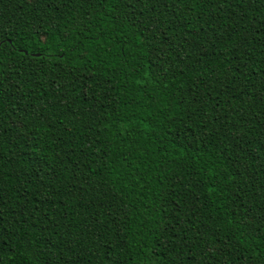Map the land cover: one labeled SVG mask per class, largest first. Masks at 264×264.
Wrapping results in <instances>:
<instances>
[{
    "label": "trees",
    "instance_id": "16d2710c",
    "mask_svg": "<svg viewBox=\"0 0 264 264\" xmlns=\"http://www.w3.org/2000/svg\"><path fill=\"white\" fill-rule=\"evenodd\" d=\"M115 7L120 9V20L114 19L117 12L109 11L107 5L100 8L95 0L91 4L82 0L81 6L72 0L64 9L63 20H55L53 27H81V39L92 46L90 51L95 49L99 54L94 62L89 61L75 69L77 78L73 79L66 68L53 67L50 59L43 60L39 69L33 66L34 50L38 46V38L32 34L37 26L36 9L29 11V6L20 0H0V18L5 21L7 35L12 39V43H4V79L5 84L13 85L11 89H4L3 115L0 116V161L9 177L6 189L9 208L5 215L13 225L5 230L11 235L5 236L3 241L4 264H62V260L55 259L61 254L59 246L49 251V244L65 238L63 221L53 233L52 226L40 219L33 217L25 222V219L11 214L20 206V196L24 195L23 192L18 195L15 189L23 185L24 189L36 194L31 197L35 202L41 190L40 177H44V183L50 180L58 188L67 187L72 182L71 186L79 191L77 179L83 181L87 177L89 183L99 185L100 192H105L109 186L119 190V201L127 212L126 218L108 212V201H104L102 195H94L93 188L87 184L80 195L69 201L67 218L72 222L69 227L79 234L75 237L79 255L73 258L74 264H115L120 255V236L123 237L121 243L130 242V251L126 253L131 257L130 264H140V247L145 244L151 247L157 237L163 240L170 235L164 229L175 225L176 220L169 224L166 217L171 218L175 213L177 200L192 221V227L183 225L189 236L194 232L199 236V232L211 228L221 242L227 244L224 255L218 261L211 259L209 264H251L249 253L259 256L264 251L260 230L254 236H248L244 245L238 248L233 246L234 238H225L219 230L223 228L229 237L241 233L247 235L243 227L246 222L243 210L238 211L237 186L242 187L240 195L243 197L246 192L254 195L252 188L258 190L259 184H253L250 178L242 179L236 172H245L247 166L251 169L249 177H256L257 181L264 178V172H261V155L264 153L259 151L257 143L264 136V130L258 125L246 129L247 136L242 135L236 143L232 140V132L225 129L218 133L216 126L209 124L212 130L207 136L197 130L193 139L190 131H178L179 125L167 124L165 127L157 124L148 115L152 108L145 107L141 101L137 100L135 104L129 101L130 95H136L132 90L136 87L135 81L130 85L127 78L118 75L119 69L105 68L104 65L122 63L120 57L126 55L129 66L135 65L142 73L150 75L153 71L150 61L154 60L155 53L152 47L145 46L142 37L137 36L132 26L133 18H124L126 10L119 5ZM252 7L264 12L260 0H256ZM226 13L230 16L231 9L226 8ZM94 21L99 22L102 34L97 33ZM49 23L45 18L39 26L47 28ZM88 33L95 35L87 36ZM96 39L100 40L98 47ZM220 46L227 47L223 42ZM218 47L213 51L218 52ZM49 51L42 50L41 55L47 56ZM144 52L147 56L143 55ZM205 59L210 62L209 67L217 66V56L209 55ZM249 67L255 68L259 75L258 65L250 64ZM97 71L102 81L106 80L104 72L111 77L114 103L107 108L103 104L96 106L95 96L87 93V88L99 91L93 80L89 79L85 86L81 78L95 77ZM123 75L127 77L128 74ZM139 79L142 81L143 77ZM165 83L171 93L170 101L174 106L180 105L185 77L173 78L169 74ZM153 87L158 86H149L148 94H152ZM234 91L237 96H242L240 90ZM140 95L145 94L141 92ZM213 96L215 98V94ZM179 110L183 113L184 106L180 105ZM121 116L126 121L130 117L137 124L133 136L138 132L139 138L134 149L128 134L119 131ZM20 119L25 121L23 130L13 126ZM154 127L155 133L152 132ZM177 135L182 139L187 137L183 147L175 142ZM112 194L116 195V192ZM102 201L105 207H100ZM233 220L241 225L239 229L228 227ZM45 228L48 230L43 231ZM171 235L175 238L176 234ZM9 244L11 249L7 246ZM160 264H167V260L162 258Z\"/></svg>",
    "mask_w": 264,
    "mask_h": 264
},
{
    "label": "snow or ice",
    "instance_id": "6c2138e0",
    "mask_svg": "<svg viewBox=\"0 0 264 264\" xmlns=\"http://www.w3.org/2000/svg\"><path fill=\"white\" fill-rule=\"evenodd\" d=\"M20 2L26 3L29 11L36 9L37 26L32 30V34L38 38V46L34 50V67L39 69L43 60L50 59L53 67L61 70L66 68L68 75L76 79L75 69L99 58L98 52L95 49L90 51L92 46L86 45L81 39L80 32L83 30L81 27L76 25L53 27L55 20H63L64 9L72 0H20ZM75 2L82 6V0H75ZM83 2L91 4L93 0H83ZM95 3L97 7L103 8L107 5L109 11H116L117 15L114 17L116 20L122 17L120 9L115 6L119 5L120 8L125 9L123 17L133 18L132 26L137 36L142 37L146 47H152L155 58L150 61L153 68L150 75L142 73L135 65L129 66L126 55L120 57L122 63L105 64L104 66L119 69L118 75L122 79L127 78L130 85L135 81L136 87L132 90L136 92V95H130L129 101L135 104L139 100L145 107H151L152 111L148 115L152 116L157 124H164L165 127L167 124L179 125L181 127L178 131H190L193 139L196 138L197 130L207 136L208 131L212 130L208 125L212 124L216 126L215 131L218 133L225 129L232 132V140L236 143H239L242 135L247 136L246 129L250 130L258 125L261 130H264V119H261L264 117V12L252 7L256 0H95ZM260 5L264 8V0H260ZM226 8L231 9L230 16L226 13ZM41 13L44 15L41 16ZM257 16L259 18L254 19ZM45 18L50 23L47 28H42L39 25L44 23ZM98 24V21L93 22L97 33L102 34ZM93 35L95 34H87V36ZM5 41L12 43V39L7 35L5 21L0 18V116L3 115L4 89L13 87L12 84H5L4 79L6 74ZM33 42L37 43L36 40ZM113 42L109 41V43ZM221 42L227 47H218ZM137 43H140L139 39ZM95 44L98 47L100 40L96 39ZM217 47L218 52L213 51ZM42 50L50 51L47 56H42ZM100 51L104 50L100 49ZM104 55L107 56L108 53L105 51ZM143 55L147 56V52ZM209 55L217 56L216 67L208 66L210 62L205 58ZM250 64L258 65V76L257 70L249 67ZM124 73L128 74L127 77L123 75ZM169 74L173 78L181 76L186 79V83L181 86L185 89L180 101V105L184 106L183 113L179 110L180 105L174 106L169 99L171 93L165 83ZM100 75L97 71L95 77L88 75L81 78L85 86L89 79L93 80L99 91L87 88V93L95 96L96 106L103 104L107 108L114 103L111 98V77L104 72L106 80L102 81ZM141 76L142 81L139 79ZM151 85L158 87H153L152 94H148V88ZM16 87L19 90L18 84ZM234 89L240 90L242 96H237ZM177 91L179 93L180 89L178 88ZM141 92L145 95H140ZM56 99L59 100V96ZM153 105L155 107H152ZM257 105L259 108L256 107ZM137 111H139L138 107ZM169 111L172 112L171 115L168 114ZM127 115L125 113V116ZM119 119L122 125L119 131L128 134L134 149L136 140L139 138L138 132L133 136V132L137 130V124L130 117L127 121L124 116ZM13 126L20 130L26 128L24 119L18 120ZM152 132H156L155 127L152 128ZM186 139L187 137L182 139L179 135L174 137L179 147H183ZM257 143L259 151L264 153V136ZM129 154H131V149ZM261 165V172H264V155H261ZM250 172L251 169L247 166L245 172H236V175L242 179L250 178L253 184H259L258 190L255 187L252 188L254 195L246 192L243 197L240 195L242 187L237 186V200L240 201L238 211L243 210L246 221L243 227L247 235L241 233L239 236L229 237V233L223 228L219 230L225 238L229 240L234 238L235 245L233 246L237 248L244 245L248 236H254L257 230L262 233L261 240L264 242V178L257 181L256 177L248 176ZM7 173L8 170L3 168V162L0 161V264L5 262L4 237L11 235L10 231L5 230L13 226L5 215L6 209L9 208L6 203L7 180L9 179ZM39 179L42 185L35 202L31 197L36 194L24 189L23 185L15 189L18 195L21 192L24 195L20 196V206L11 214L14 217L25 219V222L33 217L40 219L52 226L53 233L63 221L65 238L49 244V251L59 246L61 254L55 259L62 260V264H74L73 258L79 255L76 250L78 241L75 239L79 234L74 228L69 227L72 222L68 220L67 212L69 201L84 191L85 184L93 188L94 195H102L104 201H108V212L127 217V212L119 201L118 189L109 186L105 192H100L99 185L89 183L87 177L83 181L77 179L79 191L71 186L72 182H69L67 187L58 188L50 180L44 183V177ZM113 191L116 195L112 194ZM176 203L175 213L171 218L166 217L169 224H172V220H176L175 225L164 229L170 235H166L163 240L157 237V242L151 247L147 244L140 247L138 249L141 253L140 264H160L162 258L167 260V264H209L213 258L218 261L224 255L227 244H223L216 231L211 228L199 232V236L195 232L189 236L183 225L187 224L192 227V221L180 201L177 200ZM184 203L187 204L186 198ZM100 207H105L103 201ZM188 207L190 210L191 205ZM232 226L239 229L241 225L233 220L229 222L228 227ZM42 230L47 231L48 229ZM171 233L176 234L175 238ZM122 241L123 237L120 236L118 241L120 255L115 264H130L131 257L126 255L130 251V242L124 244L121 243ZM7 246L11 249L10 244ZM89 252L91 253V249ZM249 258L251 264H264V251H261L259 256L249 253Z\"/></svg>",
    "mask_w": 264,
    "mask_h": 264
}]
</instances>
